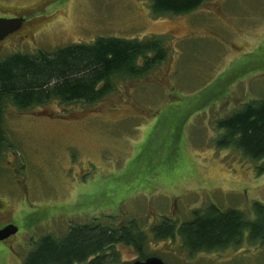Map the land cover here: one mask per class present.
<instances>
[{"label":"rangeland","instance_id":"1","mask_svg":"<svg viewBox=\"0 0 264 264\" xmlns=\"http://www.w3.org/2000/svg\"><path fill=\"white\" fill-rule=\"evenodd\" d=\"M16 16L27 20L28 39H4L0 60L159 35L168 59L142 79H117L92 105H8L0 228L18 232L0 242V264H24L35 241L70 227L134 219L148 234L147 254L166 264H264V242L189 256L180 238L150 233L163 218L180 225L210 205L253 220L252 204H264L259 164L215 143V122L264 99V0H209L180 16L155 15L146 0H0V17ZM117 248L119 264L137 260Z\"/></svg>","mask_w":264,"mask_h":264},{"label":"trees","instance_id":"2","mask_svg":"<svg viewBox=\"0 0 264 264\" xmlns=\"http://www.w3.org/2000/svg\"><path fill=\"white\" fill-rule=\"evenodd\" d=\"M155 15L189 14L209 0H146ZM164 35L139 39L98 38L91 44L62 47L48 53H16L0 60V159L8 141L4 114L8 105L28 110L56 100L61 106L92 105L115 91L117 79L138 80L168 59ZM215 140L221 149L239 151L259 164L264 172V99L215 122ZM253 220L244 212L220 210L214 205L193 212L180 225L169 218L155 224L150 233L156 241L180 238L189 256L264 242V204L251 206ZM247 235V236H246ZM148 234L138 220L118 227L92 222L70 227L62 238L47 235L33 244L24 264H119L118 245L132 248L145 260ZM154 257V255L150 256Z\"/></svg>","mask_w":264,"mask_h":264},{"label":"water","instance_id":"3","mask_svg":"<svg viewBox=\"0 0 264 264\" xmlns=\"http://www.w3.org/2000/svg\"><path fill=\"white\" fill-rule=\"evenodd\" d=\"M25 19L23 17L18 18H4L0 17V43L6 39L9 35L19 31ZM18 232V227L15 225H7L0 228V242L9 239L11 236ZM130 264H166L164 261L158 257H148L143 261H135Z\"/></svg>","mask_w":264,"mask_h":264},{"label":"flooded vegetation","instance_id":"4","mask_svg":"<svg viewBox=\"0 0 264 264\" xmlns=\"http://www.w3.org/2000/svg\"><path fill=\"white\" fill-rule=\"evenodd\" d=\"M18 17H23V16H16V17H13V18H18ZM23 18H25V17H23ZM26 23H27V20L25 19V22L23 23L22 28H21L19 31H17V32L11 34V35H9L6 39L13 38V37H18V38L21 39L22 41H27L28 36H27V35H22V34H21V31L24 30V27H25ZM4 227H5V226H4ZM7 240H8V239H7ZM5 241H6V240H5ZM5 241H3V242H5Z\"/></svg>","mask_w":264,"mask_h":264},{"label":"bare ground","instance_id":"5","mask_svg":"<svg viewBox=\"0 0 264 264\" xmlns=\"http://www.w3.org/2000/svg\"><path fill=\"white\" fill-rule=\"evenodd\" d=\"M139 259H137L136 261H138ZM140 261H143V260H140ZM135 262V261H134Z\"/></svg>","mask_w":264,"mask_h":264}]
</instances>
